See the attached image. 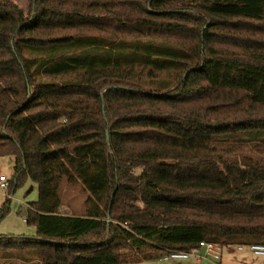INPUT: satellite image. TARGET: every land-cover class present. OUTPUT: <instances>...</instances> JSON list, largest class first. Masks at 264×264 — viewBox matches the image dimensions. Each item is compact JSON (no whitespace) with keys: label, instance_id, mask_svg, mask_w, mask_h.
I'll return each instance as SVG.
<instances>
[{"label":"trees","instance_id":"trees-1","mask_svg":"<svg viewBox=\"0 0 264 264\" xmlns=\"http://www.w3.org/2000/svg\"><path fill=\"white\" fill-rule=\"evenodd\" d=\"M30 1L0 0V157L10 192L37 185L36 235L0 244L27 264L264 245V61L210 53L264 50V0ZM62 183L84 215L58 213Z\"/></svg>","mask_w":264,"mask_h":264},{"label":"rangeland","instance_id":"rangeland-1","mask_svg":"<svg viewBox=\"0 0 264 264\" xmlns=\"http://www.w3.org/2000/svg\"><path fill=\"white\" fill-rule=\"evenodd\" d=\"M15 4L25 16L29 11L30 0H2ZM211 54L251 58L264 61V50L261 49H213ZM0 176L6 177L8 182L13 181L14 169L13 158L8 156L0 157ZM8 195V196H7ZM61 206L58 213L62 215L82 216L85 211V200L88 196L86 190L79 184L68 185L62 183L60 186ZM6 198L9 199L7 203ZM38 199L37 185L26 179L21 182L12 192L0 188V214L6 209L3 216H0V238H10L18 241L22 238H34L35 228L26 223L27 209L30 203ZM6 207V208H4ZM27 248L21 247L17 242L10 246L0 244V264H27ZM220 260H214L206 256L200 250L195 256L187 260H165L163 257H156L150 260H140L128 264H264V257L254 256L248 252H239L236 246L220 248Z\"/></svg>","mask_w":264,"mask_h":264},{"label":"built area","instance_id":"built-area-1","mask_svg":"<svg viewBox=\"0 0 264 264\" xmlns=\"http://www.w3.org/2000/svg\"><path fill=\"white\" fill-rule=\"evenodd\" d=\"M9 182L4 176H0V188L3 190L8 189ZM8 196V195H7ZM237 251L239 252H248L254 256L264 257V245L258 244H249V245H239L236 246ZM200 250H203L204 254L214 260H220V247L217 245L201 242L199 247L193 249L190 252H183V251H172L164 256L163 259L165 260H187L195 256Z\"/></svg>","mask_w":264,"mask_h":264}]
</instances>
